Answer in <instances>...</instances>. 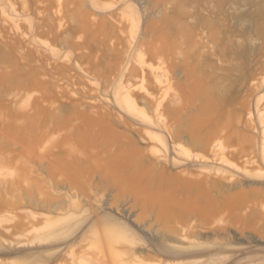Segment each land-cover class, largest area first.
<instances>
[{
	"label": "rangeland",
	"instance_id": "obj_1",
	"mask_svg": "<svg viewBox=\"0 0 264 264\" xmlns=\"http://www.w3.org/2000/svg\"><path fill=\"white\" fill-rule=\"evenodd\" d=\"M261 113L264 0H0V264H264Z\"/></svg>",
	"mask_w": 264,
	"mask_h": 264
},
{
	"label": "bare ground",
	"instance_id": "obj_2",
	"mask_svg": "<svg viewBox=\"0 0 264 264\" xmlns=\"http://www.w3.org/2000/svg\"><path fill=\"white\" fill-rule=\"evenodd\" d=\"M183 51V50H182ZM137 82H138V80H137ZM135 84V83H134ZM133 85V84H132ZM146 86V85H145ZM178 88V87H177ZM180 90V89H179ZM178 91V90H177ZM193 99V98H192ZM187 104V103H186ZM132 107H133V109L135 110V104H133V103H131L130 104ZM177 108V107H176ZM262 108V107H261ZM137 111V110H136ZM178 113V112H177ZM180 113V112H179ZM187 113V112H186ZM192 116V115H191ZM260 118H261V123H263L264 124V114L263 113H261L260 114ZM192 119H193V117H192ZM194 121V120H193ZM260 121V120H259ZM251 122V121H250ZM255 125H256V123H255ZM262 126V125H261ZM264 128V127H263ZM202 129V128H201ZM177 132V131H176ZM195 132V131H194ZM180 133V132H179ZM186 133V132H185ZM190 133V132H189ZM174 134V133H173ZM192 134H193V132H192ZM191 134V135H192ZM195 134V133H194ZM198 135V134H197ZM215 135V134H214ZM180 136H181V134H180ZM190 136V135H189ZM255 136V135H254ZM178 137V136H177ZM191 139H192V136H191ZM195 140V139H194ZM194 140H193V142H194ZM178 141H181V139L180 140H178ZM195 142H197V140H195ZM202 142V141H201ZM214 142V141H213ZM213 142H210V143H213ZM198 143V142H197ZM224 143V142H223ZM222 143V144H223ZM262 153H263V159H264V137H263V140H262ZM216 144V143H215ZM218 144V143H217ZM222 144L220 145V147L222 146ZM212 145V144H211ZM218 146V145H217ZM214 148V147H213ZM219 148H217L216 150H218ZM256 149V148H255ZM221 150V149H220ZM234 152V151H233ZM193 153V152H192ZM222 153H221V151H220V154L219 155H221ZM228 154V153H227ZM226 154V155H227ZM211 155V154H210ZM213 155H216V154H213ZM255 155V154H254ZM228 156H226V157H220V158H218V157H216V156H213L212 157V159L213 160H211V161H216V163H221V161L220 160H222V162H223V160L224 159H222V158H226L227 160H229L228 158H227ZM232 157V156H231ZM255 157V156H254ZM253 156H252V158H254ZM251 158V159H252ZM208 159V158H207ZM211 159V158H210ZM258 159V158H257ZM166 160H167V158H166ZM225 161V162H229V161ZM234 160V159H233ZM233 160H231V161H233ZM164 161H165V159H164ZM211 161H210V164H211ZM219 161V162H218ZM212 163H214V162H212ZM254 163V162H253ZM208 164V163H207ZM206 164V165H207ZM215 164V163H214ZM205 164H203L202 166L203 167H208V165L206 166ZM216 166V167H215ZM215 166H212V167H214L215 168V170H216V172L217 173H220V174H222L221 176L223 177V176H226V178L228 179V180H231V181H233V182H235L236 183V175L234 176V174L233 173H231V172H229L230 173V175H229V173H227V170L225 169V170H223L222 168H221V166H218L217 164L215 165ZM205 169H207V168H205ZM191 170V169H190ZM221 170H223V171H221ZM202 171H205V170H202ZM202 173H204V172H202ZM202 176H204V175H202ZM212 180V179H211ZM239 180V179H238ZM242 180V179H241ZM184 181V180H183ZM242 183H240L239 185H241ZM184 186V185H183ZM238 186V185H237ZM239 187V186H238ZM231 189V188H230ZM231 192V191H230ZM238 193V192H237ZM238 195V194H237ZM233 197V196H232ZM243 197V196H242ZM259 205V204H258ZM241 206V205H240ZM260 208H261V210H263L264 211V202H261L260 203ZM111 242V241H110ZM113 242V241H112ZM160 245V244H159ZM114 246V245H113ZM162 248V247H161ZM112 249V248H111ZM134 250V249H133ZM212 250V249H211ZM113 251V255H114V259H116L117 258V256H118V254H117V251H115L114 249L112 250ZM131 252H132V250H131ZM131 252H130V254H131ZM134 252V251H133ZM133 252H132V254H133ZM129 253V252H128ZM181 253V252H180ZM135 254V253H134ZM175 254V253H174ZM169 255V254H168ZM121 259V258H120ZM137 259V258H136ZM133 262V261H132ZM121 264H123V263H121ZM125 264V263H124ZM134 264H136L135 262H134Z\"/></svg>",
	"mask_w": 264,
	"mask_h": 264
}]
</instances>
